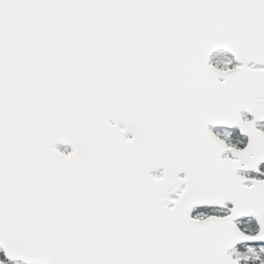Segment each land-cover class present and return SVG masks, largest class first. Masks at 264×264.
Instances as JSON below:
<instances>
[{
	"label": "snow or ice",
	"instance_id": "snow-or-ice-1",
	"mask_svg": "<svg viewBox=\"0 0 264 264\" xmlns=\"http://www.w3.org/2000/svg\"><path fill=\"white\" fill-rule=\"evenodd\" d=\"M0 264H264V0H0Z\"/></svg>",
	"mask_w": 264,
	"mask_h": 264
}]
</instances>
